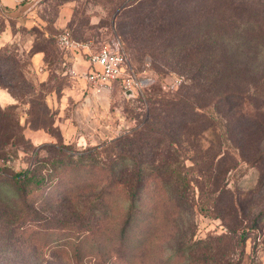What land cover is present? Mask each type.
I'll return each mask as SVG.
<instances>
[{"label": "trees", "instance_id": "16d2710c", "mask_svg": "<svg viewBox=\"0 0 264 264\" xmlns=\"http://www.w3.org/2000/svg\"><path fill=\"white\" fill-rule=\"evenodd\" d=\"M129 1L125 3L126 0H113L112 3L120 11L131 6L132 13L137 15L152 11L153 15H158L154 20L158 19L159 23L152 24L147 38L134 42L135 50L161 61L163 67L185 74L191 84L185 88L181 97L164 101L158 95H147L146 102L150 107L143 122L138 121L115 138L80 151L72 150L70 145H66L60 133L58 137H53L43 127H27L30 131L43 132L55 140L40 148L32 146V154L36 156L38 151L52 147L56 159L35 158L29 166L11 175L8 181L0 183V205L3 206V210L0 209V218L5 217L3 224L12 243L16 241L32 250H54L60 246L64 254L92 251L104 257L119 252L128 261L136 264L138 260H142L144 254L156 253L157 227L162 221L172 220V208L181 207V202L187 199L184 194H187L191 185L190 178H187L188 170L200 176L204 173L202 165L197 164H203L198 157L193 165H182L180 171L179 165L177 170L172 167L178 160L173 162L170 156L172 150H178L180 137L186 133L188 120L185 114L193 108L188 101L192 91L203 88L211 78L214 80L231 73L234 77L241 76L249 89H261V81L250 75V64L243 63L242 68H236V71L229 69L224 73L218 66L222 65L223 68L225 58L229 57L227 51H233L232 55L236 60L253 59L255 54L264 56V0H173V6L165 3V0H144L143 4H140L141 0ZM138 3L140 7L133 6ZM0 11L9 10L0 7ZM258 34H263L262 38H258ZM9 47H0V73L11 70L8 74L26 79L33 88V94L37 93L34 84H43L38 81L31 57L37 51L44 50L34 49V45H31L23 53L25 48L21 46H11L14 52L6 49ZM221 49L224 52L220 53ZM22 55L27 59L20 65L17 56ZM61 85L62 80L55 81L51 90ZM0 88L18 101L9 86L1 81ZM237 94H226L223 101L227 103L237 100L244 103L247 98ZM138 100L142 101L141 98ZM27 103L26 117H30L33 108L30 101ZM41 103L48 113L50 129L57 131L54 126L55 115L48 108L44 97ZM156 104L160 106L155 107ZM230 115L231 119L235 118L234 113ZM0 117L6 121L5 115L0 114ZM230 117L224 118L227 133L228 128L230 129ZM176 119L179 120L175 124ZM29 120L30 118H25L21 125L20 120H17L16 125L3 126L6 130L0 134V154L7 146L14 145L15 138L24 140L23 131L27 129L25 126H28ZM202 121L205 122L204 131L215 129L216 125L209 117H203ZM20 128L21 133L18 136L14 130ZM25 139L32 144L29 138ZM236 149L240 153L238 146ZM261 156L262 175L252 190L253 199L242 204L237 195L226 192L228 210L223 213L224 218H221L225 234L218 239L224 244L217 245L216 250L208 251V254H219L217 259L210 257L208 263L238 264L241 255L245 253L247 240L251 241L252 254H264V153ZM36 162L39 164L36 165ZM46 166L50 168V172L43 175L47 171ZM53 179L57 180L56 184H51ZM11 183H14L15 188L8 190ZM40 189L48 190L49 193L43 198L30 197ZM168 190L172 196L167 193ZM162 193L166 195L165 207L161 205ZM248 194L251 192L246 195ZM118 203L126 204L117 210L115 208ZM44 205L51 207L60 216L53 214L50 219H44L47 223L41 230L35 223L43 218L35 207ZM211 207L199 205L200 211L205 213L208 210L213 211ZM38 228L41 232L36 230ZM192 250L190 246L184 254H192ZM236 251L240 257L233 260L229 254ZM191 258L192 262L197 260L195 255Z\"/></svg>", "mask_w": 264, "mask_h": 264}, {"label": "rangeland", "instance_id": "374dc122", "mask_svg": "<svg viewBox=\"0 0 264 264\" xmlns=\"http://www.w3.org/2000/svg\"><path fill=\"white\" fill-rule=\"evenodd\" d=\"M112 1L19 0L13 10L17 12L16 17L27 18L29 14L35 12L43 21L47 22L48 34L43 31L41 26H26L14 17L0 15V47L9 45L10 47L6 48L9 51L14 52V48L11 46L16 45L17 48L20 46L25 48L23 50L25 53L31 45H34V49L44 50L43 59L46 66L71 69V64L69 66L62 65L65 53L68 56L73 55L76 64L78 62L83 63V59L78 53L61 51L55 42V37L59 32L68 30L76 40L88 42L96 48L103 45L121 48L127 57L129 70L154 79V83L146 88L141 95L132 99L124 98L117 83H112L104 89L102 94L97 95L88 92L84 86H80L81 91L75 99L74 108L71 107L70 103V106L65 105V107H61V111H58L60 114H58V126L63 133L62 140L66 145H70L72 150L80 151L85 147L98 145L103 141L115 138L138 121L143 122L150 107L146 102L147 95H158L163 100L181 97L185 88L191 84L190 80L186 79L185 74H178L167 67H163L161 61L154 60L153 57L135 50L134 42L147 38V33L152 28V24H159L158 19L157 21L154 20L158 15H153L152 11L151 13L145 11L144 15L141 13L140 15L133 14V7L131 6L120 11L116 9V5H113ZM142 1L145 2L144 0L139 2ZM172 1L165 0V3L172 5ZM128 2L130 1L126 0L125 3ZM63 3L67 5V11L64 15L65 17L67 14L66 24L61 29H55L52 24ZM159 5L161 4L159 3ZM133 6L137 8L139 3L133 4ZM262 36L263 34H258V38H262ZM219 51L220 53L224 52L222 49ZM227 53L229 57L225 58V62L223 61V68L222 65H219L218 68H221L224 73L229 69L236 71V68H242L243 63L250 64V75L261 81L259 85L261 89L258 91L249 89V86L243 83L241 76L234 77L231 73L214 80L211 78L203 88L192 91L188 101L191 102L193 108L185 114L188 120L186 133L183 131L184 134L180 137L181 144L178 146V150H172L170 156L173 162L178 160V163L172 167L177 170L179 165L180 171L182 165L185 167L193 165L195 158L198 157L197 159H200L203 164H197L202 165L204 173L200 176L196 172L188 170L187 178H190L191 185H189L187 194H184L187 199L181 202V207L172 208V220L162 221L157 227L155 238L157 252L144 254L142 260L137 261L138 264L141 261V264H211V262L208 263L209 258L215 257L217 259L219 254H208V251L216 250L217 245L223 246L224 244L218 239L225 234L221 218H224L223 213L228 210V194L226 192L229 191L235 196L237 195L242 204H247L254 197L252 190L255 189L262 175L263 156L261 154L264 153V76H261L264 75V56L255 54L253 59L241 58L236 60L233 58V51H227ZM17 59L21 65L27 58L22 55L17 56ZM4 66L8 65L4 64ZM9 71L11 70L0 73V81L9 86L18 101L16 102L6 90L0 88V114L6 117V121L3 120L5 118L0 117V134L1 131L6 130L3 126L7 124L16 125L17 120H20L21 125L25 118L26 120L30 118L31 121L29 120L30 123L25 128L43 127L53 137H58L60 131L50 129L48 113L41 106L42 98L53 88L54 81L42 82L43 86L34 84L37 93L33 94L30 82L26 79L22 80L12 73L8 74ZM176 79H178V83H175ZM38 81L41 82V77ZM38 81L36 82L38 83ZM236 92L238 93L237 96L247 98L244 99V103L237 100L227 103L223 101L226 94L230 96ZM2 96H5L6 99H3ZM138 98H141L142 101L140 102ZM27 101L31 102L33 108L30 117H26ZM47 102L49 105L53 104L49 97H47ZM9 104L14 106L10 107ZM158 106L160 105H155V107ZM72 109H75L74 112ZM157 112L159 111L157 110ZM55 113L53 111L54 115ZM233 113L235 118L231 119L230 114ZM227 116L231 120L228 133L225 128L227 123L224 119ZM203 117H209L212 120L216 125L214 130L204 131ZM178 120L176 119L175 124ZM28 128L23 131V141L15 138L14 145L7 146L0 154V183L5 180L8 181L11 175L29 166L35 161V158L56 159L52 147L38 151L36 156L32 154L33 147L40 148L49 141L53 143L55 140L49 135H33ZM14 132L20 136L21 128L15 129ZM25 136L31 138V145ZM237 146L240 148L241 154L237 151ZM194 149L196 151H193ZM36 163V165L39 164ZM46 169L47 171L42 173L43 175L50 172L48 166ZM56 182L57 180L53 179L51 184H56ZM11 188H15L14 183L9 185L8 190ZM249 192L251 194L247 196L246 194ZM48 193V190L40 189L30 197L43 198ZM167 193L171 195L169 190ZM165 199L166 195L162 193L161 205L164 207ZM123 204L126 203H118L115 209L119 210L124 207ZM199 205L212 206L213 211L201 212ZM0 209L3 210L2 205H0ZM35 209L43 218L40 222L35 223L40 226L41 230L47 223V220L44 219H50L53 214L60 216L58 212L51 207L48 208L47 205L36 206ZM4 218H0V264H136L128 261L126 256L124 257V254L119 252L101 257L92 251L64 254L60 246L54 250L50 248L32 250L23 247L16 241L11 242L10 234L5 230L6 227L3 224ZM36 230L41 232L39 228ZM190 246L193 248L192 254L188 252L184 254ZM193 255L197 258L195 262H192L191 257ZM238 255L237 251L234 254H229L233 260L238 259L240 257ZM241 256L238 264H264V254L261 252L251 253L250 240L246 241L245 253Z\"/></svg>", "mask_w": 264, "mask_h": 264}, {"label": "built area", "instance_id": "2783aa9c", "mask_svg": "<svg viewBox=\"0 0 264 264\" xmlns=\"http://www.w3.org/2000/svg\"><path fill=\"white\" fill-rule=\"evenodd\" d=\"M55 39L61 51L78 53L87 63L86 70L81 74L74 70L70 74L82 78L86 89L92 94H102L112 83H117L124 97L126 91H131L130 98H134L154 83L152 77L128 69L127 57L121 48L107 45L96 48L88 42L76 40L68 30L58 33ZM175 83H178V79Z\"/></svg>", "mask_w": 264, "mask_h": 264}, {"label": "crops", "instance_id": "0c3cea01", "mask_svg": "<svg viewBox=\"0 0 264 264\" xmlns=\"http://www.w3.org/2000/svg\"><path fill=\"white\" fill-rule=\"evenodd\" d=\"M19 0H0V7L5 8L9 10L8 12L0 11V15H7L9 17H14L16 20L20 21L23 25L26 26H32L37 25L43 27V31L48 34V30L46 29L47 22L43 21L42 18H40L38 15L35 14V12H32L29 14L27 18H17V12L13 11L17 5ZM65 11H67V5L63 3L59 9L57 18L53 22V27L55 29H61L66 24L67 14L65 15ZM49 28H51L50 25H48ZM64 31V30H63ZM62 32V31H61ZM60 33V32H59ZM64 55V54H63ZM70 55V54H69ZM44 52L43 51H37L34 53L31 57V62L33 64V68L35 72L37 73L39 79L41 77V82H51V81H58L62 80L63 85H61L59 88L50 90L45 94L44 100L51 111H55V121L54 126L60 131L61 136L63 138V133L61 132L59 126H58V119H59V112L61 111V107H65V105H69L71 103V107L74 108V104H76V97L79 96V93L81 91L80 86H84L86 88V83L83 79H79L77 76H73L70 74L71 70H74L76 73L81 74L84 72L87 68V63L83 60V63L78 62V64L75 63L74 56L70 55L68 56L67 53H65L64 58L62 59V65L69 66L71 64V69H64V68H55L46 66L45 60L43 59ZM73 63V64H72ZM38 71V72H37ZM73 78V79H72ZM77 78V80H76ZM47 97L51 99L53 102L52 105H49L47 102ZM3 99H6L5 96ZM74 101V102H73ZM8 103V102H6ZM70 106V105H69ZM55 107V108H54ZM53 108V109H52ZM56 109V110H55ZM73 110V109H72ZM71 110V112H72ZM75 110V109H74ZM73 110V112H74ZM76 112V111H75ZM60 115V114H59ZM57 120V122H56ZM31 134H38L41 136H47L43 132L38 131H31ZM31 140V138L29 137ZM32 141V140H31Z\"/></svg>", "mask_w": 264, "mask_h": 264}, {"label": "water", "instance_id": "95a60500", "mask_svg": "<svg viewBox=\"0 0 264 264\" xmlns=\"http://www.w3.org/2000/svg\"><path fill=\"white\" fill-rule=\"evenodd\" d=\"M124 95H125L126 98H130V97H132V92L131 91H126Z\"/></svg>", "mask_w": 264, "mask_h": 264}]
</instances>
